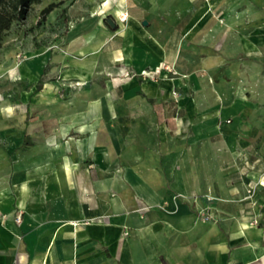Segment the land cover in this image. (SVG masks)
Returning <instances> with one entry per match:
<instances>
[{
  "label": "crops",
  "instance_id": "crops-1",
  "mask_svg": "<svg viewBox=\"0 0 264 264\" xmlns=\"http://www.w3.org/2000/svg\"><path fill=\"white\" fill-rule=\"evenodd\" d=\"M244 1L116 0L109 10L111 0L106 7L105 0H91L90 15L71 21L62 42L24 49L26 110L11 118L0 111V264H264V211L240 218L226 206L235 185H226L214 149L208 156L205 148L200 155L193 146L185 152L168 143L165 128L163 137L146 143L153 121L133 129L139 142H125L129 109L132 118L155 119L154 104L186 83L171 44L144 27L148 20L194 24L214 7ZM58 14L56 7L39 27H61ZM107 18L119 25L116 32ZM82 54L85 60L75 57ZM160 64L175 73L122 78ZM77 82L86 83L83 95L73 93ZM119 83L124 93L113 99L108 89ZM10 102L3 100L0 110ZM30 103L52 107L32 116ZM215 183L222 202L213 201L220 206L214 220H202L198 209L212 206V194H205ZM180 193L201 200L194 204ZM252 219L261 225L252 226Z\"/></svg>",
  "mask_w": 264,
  "mask_h": 264
},
{
  "label": "rangeland",
  "instance_id": "rangeland-1",
  "mask_svg": "<svg viewBox=\"0 0 264 264\" xmlns=\"http://www.w3.org/2000/svg\"><path fill=\"white\" fill-rule=\"evenodd\" d=\"M90 1L42 0L31 6L24 22L13 23L0 47V103L10 100L11 104L6 105H11L16 111L26 110L22 96L29 83H24V49L50 44L55 39L62 42L71 21L90 15L87 7ZM50 2L59 3L56 23L60 22L61 27L51 24L41 28L37 23L39 12ZM116 3V0H111L109 10ZM116 12L119 15V9ZM124 16L127 15L123 13L121 19ZM146 26L151 27L159 40L171 44L173 61L179 72L183 71L186 83L174 86L166 102L154 104L159 112L155 119L132 118L135 113L129 109L124 125L130 134L125 142H139L140 136L133 133V129L153 121L151 127L154 129L146 133V143L163 137L160 132L165 128L169 133L166 136L168 143L185 152L193 146L200 155V149L205 148L202 153L208 156L214 149L222 174H225L226 185H235L234 188L231 186L234 196L227 200L226 206L231 208V212L233 208L237 217L253 218L257 211H264V0H246L226 9L214 7L210 18L194 24L184 21L172 25L165 19L155 21L150 18ZM118 28L116 25L112 29L116 32ZM75 57L85 60L87 56ZM47 74H50L48 69L41 82ZM133 77L123 75L122 78ZM85 84L77 82L73 93L83 95ZM124 89L119 83L109 88L107 93L115 99L124 93ZM58 93L62 99L67 98L65 88ZM42 105L38 107L30 103L28 112L34 116L36 112L51 110L47 107H52V104ZM154 132H157L156 137ZM37 135L35 132L28 136V140ZM218 190L219 185L215 183V188L206 192L205 195L212 194L209 202H222L214 197ZM176 197L184 200L190 197L194 204L201 200L195 193H180ZM215 202L211 207L201 205L202 209H198L202 220H214L212 212L220 207ZM16 217L14 220L19 223ZM249 224L261 225L255 219Z\"/></svg>",
  "mask_w": 264,
  "mask_h": 264
},
{
  "label": "trees",
  "instance_id": "trees-1",
  "mask_svg": "<svg viewBox=\"0 0 264 264\" xmlns=\"http://www.w3.org/2000/svg\"><path fill=\"white\" fill-rule=\"evenodd\" d=\"M42 0H0V47L7 31L13 23L24 22L29 14L30 8L34 3H40ZM59 3L51 2L39 12L37 23L41 24L46 20L47 15Z\"/></svg>",
  "mask_w": 264,
  "mask_h": 264
},
{
  "label": "built area",
  "instance_id": "built-area-1",
  "mask_svg": "<svg viewBox=\"0 0 264 264\" xmlns=\"http://www.w3.org/2000/svg\"><path fill=\"white\" fill-rule=\"evenodd\" d=\"M162 70L167 71L168 73H175L174 67L169 64H160L155 68H148L143 69L140 72H129L126 71L124 73V76L129 78L130 76H139L143 80H157L158 76L161 74ZM17 222H20L21 220V214L17 215ZM128 232H125V235H127Z\"/></svg>",
  "mask_w": 264,
  "mask_h": 264
},
{
  "label": "clouds",
  "instance_id": "clouds-1",
  "mask_svg": "<svg viewBox=\"0 0 264 264\" xmlns=\"http://www.w3.org/2000/svg\"><path fill=\"white\" fill-rule=\"evenodd\" d=\"M107 2H108V0H105V7L107 6ZM100 14L103 15V11H101ZM125 18H126V16L122 17V19H125ZM0 111H6V116L8 118H11L12 115L14 114V109L11 107L7 108L6 110H0Z\"/></svg>",
  "mask_w": 264,
  "mask_h": 264
},
{
  "label": "water",
  "instance_id": "water-1",
  "mask_svg": "<svg viewBox=\"0 0 264 264\" xmlns=\"http://www.w3.org/2000/svg\"><path fill=\"white\" fill-rule=\"evenodd\" d=\"M106 22H107L112 28H114V27L116 26V22H115V20H114L113 18H107V19H106ZM143 23H145V22H143Z\"/></svg>",
  "mask_w": 264,
  "mask_h": 264
}]
</instances>
